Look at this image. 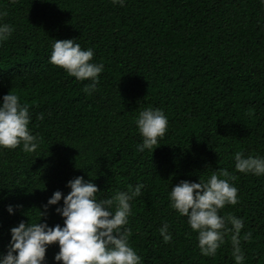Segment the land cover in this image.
<instances>
[{"label":"trees","instance_id":"trees-1","mask_svg":"<svg viewBox=\"0 0 264 264\" xmlns=\"http://www.w3.org/2000/svg\"><path fill=\"white\" fill-rule=\"evenodd\" d=\"M0 22L14 29L0 43V96L15 92L29 105V127L40 143L32 153L0 149V253L9 229L31 222L54 191L49 226L63 224L68 180H91L99 196L144 185L131 202L129 243L142 264H235L230 236L204 257L196 233L169 207L180 180L198 182L220 168L233 172L239 202L220 214L243 218V264H264V175L234 171L232 155L264 156V7L259 0H0ZM91 47L102 63L97 90L49 63L53 39ZM162 109L168 129L150 153L134 117ZM42 114L43 119H37ZM13 206V214L6 206ZM19 206V207H17ZM168 224L165 243L158 229ZM56 244L46 250L54 264ZM59 264V262H55Z\"/></svg>","mask_w":264,"mask_h":264},{"label":"clouds","instance_id":"clouds-1","mask_svg":"<svg viewBox=\"0 0 264 264\" xmlns=\"http://www.w3.org/2000/svg\"><path fill=\"white\" fill-rule=\"evenodd\" d=\"M15 2V0H12ZM264 7V0H259ZM114 5L124 6L126 0H112ZM6 15L0 12V16ZM13 27L0 22V43L7 41ZM91 47L82 48L74 39H53L49 63L58 66L76 81H88L83 87L87 95L97 90L99 74L104 70L102 63L93 62ZM32 115L29 105L22 103L17 93L8 91L0 96V149L12 150L18 146L25 153L34 152L40 143L38 134L29 127ZM43 119V115L37 116ZM141 142L137 152L152 153L168 129V117L156 107L147 106L134 117ZM234 171L257 177L264 175V156L245 155L236 151L232 155ZM236 175L226 169L213 170L200 176L198 182L180 180L167 193L169 207L179 216L186 218L192 232L196 233L197 248L204 257H215L217 250L230 236L231 255L235 264H243L244 253L241 239L248 240L250 232L241 237L243 218L231 213L220 214L226 205L239 202L238 189L233 181ZM70 189L63 195V203L54 211L63 218V224L49 226L47 209L61 201L62 193L57 190L43 205L30 222L21 220L9 229L10 239L6 251L0 253V264H45L47 248L56 244L58 251L53 256L54 264H142V258L129 243L131 229L127 227L131 215V202L141 195L144 185H128L126 190L117 191L104 198L91 180L76 176L67 181ZM19 207V206H17ZM6 211L13 214V206ZM163 242L172 239L168 224L158 229Z\"/></svg>","mask_w":264,"mask_h":264}]
</instances>
